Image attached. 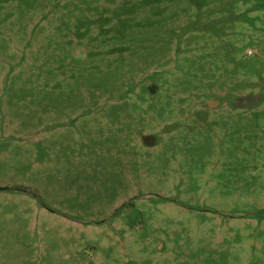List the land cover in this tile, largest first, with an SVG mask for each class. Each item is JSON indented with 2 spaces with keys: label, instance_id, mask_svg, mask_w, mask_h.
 <instances>
[{
  "label": "rangeland",
  "instance_id": "374dc122",
  "mask_svg": "<svg viewBox=\"0 0 264 264\" xmlns=\"http://www.w3.org/2000/svg\"><path fill=\"white\" fill-rule=\"evenodd\" d=\"M0 264H264V0H0Z\"/></svg>",
  "mask_w": 264,
  "mask_h": 264
}]
</instances>
